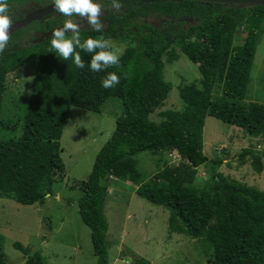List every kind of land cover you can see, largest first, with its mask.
<instances>
[{
  "label": "trees",
  "instance_id": "1",
  "mask_svg": "<svg viewBox=\"0 0 264 264\" xmlns=\"http://www.w3.org/2000/svg\"><path fill=\"white\" fill-rule=\"evenodd\" d=\"M128 1L125 8L109 11V24L102 32L81 29L82 40L103 36L133 41L117 65L101 71L90 70L92 53L80 52L85 67L79 69L72 59L65 61L48 51L51 37L29 43L23 39L22 29L10 35V44L0 54V129H18L20 133L17 138L0 139V198L42 205L46 194L51 196L54 186L65 178L60 138L70 108L100 113L109 98H118L122 112L115 117L114 130L97 152L88 176L69 183L70 189L79 190L78 212L90 230L96 264H108L112 245L107 239L104 211L112 185L110 176L123 180L127 174L137 184L140 197L169 211V231L204 238L213 249L211 264H264V190L218 172L224 159L208 158L203 152L206 116L264 139V97L262 102L244 100L264 32V6ZM142 16L152 20L139 19ZM61 22L52 21L41 29ZM238 28L245 36L234 43ZM178 49L197 63L200 86L181 84L178 93L183 109L162 111V119L156 122L149 115L162 106L172 87L164 78V65L178 60ZM22 65L33 69L30 95L18 118H4L7 75L15 72L20 76ZM110 72L116 73L120 82L105 89L102 80ZM216 84L220 95L214 97ZM143 151L167 156L175 151L181 159L175 169L164 160L147 179L137 168L136 155ZM263 156L249 146L232 159L238 165L248 162L253 171L261 173ZM202 165H207L210 178L200 187L194 181ZM2 243L0 235V264H5ZM12 245L25 255L24 264H46L39 251L30 252L17 241ZM133 261L151 264L142 257Z\"/></svg>",
  "mask_w": 264,
  "mask_h": 264
},
{
  "label": "rangeland",
  "instance_id": "2",
  "mask_svg": "<svg viewBox=\"0 0 264 264\" xmlns=\"http://www.w3.org/2000/svg\"><path fill=\"white\" fill-rule=\"evenodd\" d=\"M244 36L245 31L238 28L233 36L234 43L242 41ZM109 40L113 42L114 49L124 50L132 43L129 38ZM178 53L180 58L167 63L163 69L165 80L172 86L164 102L176 110L183 106L179 86L198 82L200 77L197 64L179 49ZM32 76V67L26 65H22L20 76L15 72L8 73L2 117L16 119L23 113L30 95ZM212 94L214 97L220 95L219 84L214 86ZM263 97L264 32L256 48L244 100L262 102ZM121 112L118 98H109L100 113L72 106L60 138L64 181L54 186L52 195L47 196L42 205H25L11 198H0V235L3 236L5 264H24L26 257L13 247L15 241L29 248L30 252L39 251L46 264H96L90 230L78 212L79 190L70 189L69 183L86 179L97 152L114 130L115 117ZM149 117L160 119L156 114ZM19 133L18 129L1 128L0 139L17 138ZM203 144V152L208 158L220 156L224 159L217 168L218 172L264 190V169L256 173L248 162L238 165L232 159L242 148L249 146L264 153V139L206 116ZM136 160L138 170L147 179L163 166L164 160H168L174 169L177 166V162L169 161L166 153L156 155L143 151L136 155ZM262 160L264 168V156ZM209 176L207 165L199 166L194 184L205 186ZM111 182L104 206L108 220L107 239L112 243L108 250V264H135L134 257H142L151 264H211L213 249L204 238H191L169 231V211L140 197L136 193L137 184L129 179L128 174L123 180L112 176ZM123 250L126 255H123Z\"/></svg>",
  "mask_w": 264,
  "mask_h": 264
},
{
  "label": "clouds",
  "instance_id": "3",
  "mask_svg": "<svg viewBox=\"0 0 264 264\" xmlns=\"http://www.w3.org/2000/svg\"><path fill=\"white\" fill-rule=\"evenodd\" d=\"M51 3L54 4L55 12L66 17L79 16L87 20L95 32H102L104 25L100 19V14L103 9L95 0H51ZM111 5L117 11L122 7L119 0H111ZM12 24L13 19L9 15L8 0H0V54L5 51L11 39L9 29ZM68 33L71 35L69 36ZM50 45L48 51L54 52L65 61L72 59L75 67L79 69L85 67L80 52L92 53L88 66L93 72L117 65L124 51L122 48L114 49L113 42L103 36L99 38L88 37L82 40L81 28L73 22V19L65 20L61 27L53 30ZM119 82V76L110 72L102 80V87L110 89Z\"/></svg>",
  "mask_w": 264,
  "mask_h": 264
},
{
  "label": "flooded vegetation",
  "instance_id": "4",
  "mask_svg": "<svg viewBox=\"0 0 264 264\" xmlns=\"http://www.w3.org/2000/svg\"><path fill=\"white\" fill-rule=\"evenodd\" d=\"M95 2L99 3L103 9L100 14V19L103 25L108 26L109 15H110L108 13L110 10H113L115 12L116 9L112 7L111 2L106 3L104 0H95ZM119 2L122 4L121 8H125L128 5V3H130L128 0H121V1L119 0ZM8 3H9V11H13L12 14H10L9 12V15L13 19V22H15L16 20L23 19L25 17H29L30 21L26 25L20 28L24 32L23 39L29 40V43L40 42L38 33H44L59 25H62L64 21L67 19H73V22L77 23L78 25L84 21H87V20L80 18L79 16L66 17V16L61 15L60 13L55 12L54 10L49 13L40 14L39 18L33 17V16H36L39 11L45 9L47 6L53 5V3H51V0H12ZM16 10L18 11L16 12ZM140 18L142 20H148L147 17L142 16V17H139V19ZM149 19L152 20L151 17ZM61 20H62L61 23L57 24L56 26L52 28L41 29V27L47 26V24L51 23L52 21H61ZM86 28H91V27L89 26V24H87L83 26L81 29H86ZM45 38L46 37H44L43 40ZM128 38L130 39L129 42H133L130 37ZM110 39H116V38H110Z\"/></svg>",
  "mask_w": 264,
  "mask_h": 264
},
{
  "label": "water",
  "instance_id": "5",
  "mask_svg": "<svg viewBox=\"0 0 264 264\" xmlns=\"http://www.w3.org/2000/svg\"><path fill=\"white\" fill-rule=\"evenodd\" d=\"M197 2L200 1H204V2H214V3H222V4H226V5H234L238 8H245V7H251V6H264V0H194ZM54 10V4L47 6L45 9L41 10L38 12V14L36 16L33 17H37L39 18L40 14L43 13H49L51 11ZM29 17H25L23 19L20 20H16L15 22H13L11 28L9 29L10 34H12L13 32H16L18 29H20L21 27H23L24 25H26L29 22ZM88 21H84L81 24H79L80 28H82L83 26L87 25ZM63 25V24H62ZM62 25H59L47 32L44 33H38L39 36V41H42L44 37L48 38L52 36V32L54 29L61 27ZM49 196V194H46V197Z\"/></svg>",
  "mask_w": 264,
  "mask_h": 264
},
{
  "label": "crops",
  "instance_id": "6",
  "mask_svg": "<svg viewBox=\"0 0 264 264\" xmlns=\"http://www.w3.org/2000/svg\"><path fill=\"white\" fill-rule=\"evenodd\" d=\"M180 55V54H179ZM179 58H180V56H179ZM178 58V59H179ZM177 61V60H176ZM175 62V61H174ZM173 63V62H172ZM194 63V62H193ZM195 64H197V63H195ZM165 65H167V63H165ZM165 65H164V67H165ZM198 66V65H197ZM201 77V76H200ZM200 77H199V79H200ZM194 83H196V85L197 86H200V84H199V81L198 82H194ZM171 90V89H170ZM170 92V91H169ZM168 97V96H167ZM166 100V99H165ZM164 100V101H165ZM183 107H184V103H183V106H182V108L180 109V110H182L183 109ZM171 108V106H169L168 104H167V106H166V104H165V102H163V104H162V106L160 107V108H157L153 113H151L150 115H152V114H156L157 115V117H159L160 119H158V120H153V121H156V122H158V121H160L161 119H162V117L160 116V112H162V111H165V110H169ZM171 110H176V109H171ZM149 115V116H150ZM150 118V117H149ZM151 119V118H150ZM152 120V119H151ZM203 146H204V144H203Z\"/></svg>",
  "mask_w": 264,
  "mask_h": 264
},
{
  "label": "built area",
  "instance_id": "7",
  "mask_svg": "<svg viewBox=\"0 0 264 264\" xmlns=\"http://www.w3.org/2000/svg\"><path fill=\"white\" fill-rule=\"evenodd\" d=\"M168 157L170 158V160L172 161V162H179L180 161V155L177 153V152H169L168 153ZM111 178H112V176H110Z\"/></svg>",
  "mask_w": 264,
  "mask_h": 264
}]
</instances>
